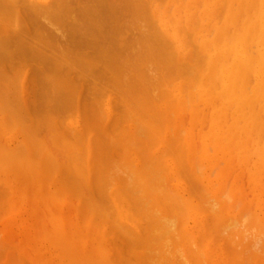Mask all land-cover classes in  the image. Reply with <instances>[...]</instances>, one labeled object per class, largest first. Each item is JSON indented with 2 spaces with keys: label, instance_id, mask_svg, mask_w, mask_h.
<instances>
[{
  "label": "bare ground",
  "instance_id": "obj_1",
  "mask_svg": "<svg viewBox=\"0 0 264 264\" xmlns=\"http://www.w3.org/2000/svg\"><path fill=\"white\" fill-rule=\"evenodd\" d=\"M29 25L38 28L37 35H29ZM16 45L17 57L44 66L37 78L46 100L51 97V102L70 109L74 104L75 110L85 103L80 105L81 111L95 114H88L90 119L88 111H79V116L83 113L80 124L74 122L76 113L64 111L69 117L63 112L68 118L61 124L64 116L54 113L52 124L49 115L48 120L42 115L50 111L45 110L49 108L46 101L41 117H34L36 110L33 112L31 117L37 122L32 127L30 117L25 122L12 115L17 110L16 114L23 111L27 116L25 109L32 99L26 74L17 71L13 75H20L15 80L17 91L11 87V77L21 67L16 65L13 70L12 65L8 78L1 75L8 83L5 86L10 84L18 96L14 97L15 92L10 95L15 98L13 103L14 98L10 102L7 96L9 87L0 91V200L11 196L4 201L6 223L1 225L9 219L13 225L21 214L19 207L22 214L29 210L25 213L38 239L32 246L25 242L29 254L39 256L34 264L38 260L39 264H133L135 260V264H264V208L258 204L264 188V0H0V56H9ZM82 80L93 83L86 92L91 91V103L82 98L88 105L80 103ZM10 107L8 115L4 110ZM184 116L189 117L191 127L182 138L184 119H180ZM41 122L49 126V136ZM171 122L179 127L171 131ZM35 124L46 138L42 139L41 132L39 136ZM45 139L66 151V161L56 156L58 150L52 153L53 148L46 147ZM220 160L228 169L212 180V165ZM250 162L256 176L247 178L252 188L248 191L262 210L260 223L252 215L258 214V209L251 208L253 204L252 213L235 211L238 199L245 202L241 171L235 174L230 199L228 189L223 193L227 187L223 188L226 182L222 179L231 175L232 164L241 169ZM201 168L206 171L199 174ZM182 175L184 182L173 180ZM67 192L76 196L75 202L66 197ZM189 196H196V201ZM67 198L72 200L70 204ZM66 204L70 215L74 209L71 216L64 212ZM1 227L0 238L5 240L13 226H7L9 230ZM113 235L124 237L128 258L113 243ZM7 238L6 242L0 239L5 248L12 243V237ZM126 239L134 244L129 247ZM38 241L56 253V263L49 255L45 259L46 251L39 249L42 246L35 248ZM17 251L13 255L20 259ZM22 253L18 254L21 258L28 257L29 263L33 260Z\"/></svg>",
  "mask_w": 264,
  "mask_h": 264
},
{
  "label": "rangeland",
  "instance_id": "obj_2",
  "mask_svg": "<svg viewBox=\"0 0 264 264\" xmlns=\"http://www.w3.org/2000/svg\"><path fill=\"white\" fill-rule=\"evenodd\" d=\"M127 19H128V17H126V20H127ZM126 23H127V22H126ZM118 26H120V24H119ZM34 29H35V32H34ZM36 29H38V28L35 27V26H31V25H29V30H28L29 33H30L29 35H37V33H36ZM37 32H38V30H37ZM33 33H34V34H33ZM39 33H40V32H39ZM29 35H28V36H29ZM30 37H31V36H30ZM63 46H64L65 48H66V47L68 48V46H65V45H63ZM17 48H18V45L14 46L13 49L11 48L12 51H11V53L9 54V56H7V55H6V56H0V60L2 59V61H0V62H1V63H0V71H1V70L3 71V69H1V67H2V68H6V69H4V71L7 72V73H6V72H2V71H1L2 74H1V72H0V77H1V75H3V73L7 76V78L10 77L9 75L11 74V72L9 71V68H10V70H11L12 65H13V67H14V68L12 67L13 70L16 69V68H15L16 65H17V69L21 67L22 70H23V66H24V67H25V68H24L25 70H23V71H22L21 69H20L21 71H20L19 69H18V70H15L16 72L13 71V72H14V74L12 73V77H13V78L11 77V79L13 80V82H12L10 79H9V80L13 83L12 85H14V86H11V87H13L14 89H15V88L17 89V87H16V85H15V83H16L15 80H17V79H16L17 76H20V75L22 74V72H24V73L26 74L27 83H28V86H29V91H30L29 94L31 95V96L29 95V96H30L29 99H32V100H28L29 103H28V105H27V109H25V108L23 107V108L25 109V111H26L25 113H27V116H24L25 114H21L23 111L20 112L19 115L16 114V112H19V111H17V110L15 111V113L12 112L13 114H12V113H11V114H12V115H17L16 118H17L18 120L24 119L23 121L27 120V119L30 117V118L28 119V120L30 121V122H29V125L32 126V124H33L32 122L35 123V121H36L35 118L31 117L32 114H33V112H34L35 110H36V113L34 112L33 116L35 117V115H36L37 118L41 117L40 114H42L43 112H46L45 110H47V109H48V111L50 110V111L48 112V114H46L47 112H46L45 114H42V115L44 116V118L47 117V116L49 115V116H48V117H49V121H48V122H50L51 117H52V114H54V113H55L56 115H57V113H58V114H61L62 116H64V114H63L64 111H66V112L69 111V114H70V112L72 113V111H73L72 115H74V113H76L77 116H73V117L76 118L75 121L73 120V118L70 117L71 121H72V120H73L74 122L78 121V122L80 123L79 120H80L82 117H81V118H79V117L82 116L83 113L79 116V115H78V112L81 111L80 108L83 107V106L81 107L80 105H84L85 103L80 104L78 107H76V108H79V107H80L79 109H76V110H78V111H76V110L74 109V108H75V107H74V106H75L74 104L72 105L74 108L72 107V108L70 109V108H68L67 106L64 107L65 104H63V103H61V104L54 103L53 100H52V102H51V101L49 100V99H52L51 97H49L48 100H46L47 98L44 97V96L42 95V92H41V91H39V90H40V86H39V78H37V77H39V73H40V71H41V70H44V66H43L42 64L36 62V61L34 62L33 60H28V58L25 59V58L22 57L21 55H18V57H17V54H15ZM189 50H190V48H189ZM11 54H12V55H11ZM11 56H12L14 59H13ZM7 58H9V59H7ZM16 58H17L18 60H17ZM10 59H11V60H10ZM7 60H8V61H7ZM12 60H13V64H12V62H11ZM27 60H28V61H27ZM9 61H10L11 63H9ZM16 61H17V63H14V62H16ZM20 61H23V62H24V61H25V62L27 61L28 63L26 62V63H27V64H26V63L24 62V64H23L22 62L20 63ZM6 62H7V63H6ZM29 62H30V64H29ZM8 63H9V65L11 64V66H9ZM35 63H38V65L36 64L37 67H35V65H33V64H35ZM14 64H15V66H14ZM20 64H21V65H20ZM25 64H26V65H25ZM1 65H4V67L1 66ZM22 65H23V66H22ZM39 65H40V66H39ZM42 66H43V67H42ZM26 67H27V68H26ZM41 67H42V68H41ZM38 68H39L40 70H39ZM7 69H8V70H7ZM35 69H37V70H35ZM17 71L20 72V75H19V74H18V75L16 74V77L14 78L13 75H15V73H17ZM8 72L10 73L9 75H7ZM34 72H35V73H34ZM32 74H33V76H32ZM6 76H5V77H6ZM2 77H3V78H2ZM2 77H1V79H0V82H1V83H0V84H1V85H0V91L2 90L3 92H5V91L7 90V88L10 86V84L5 86V84H8V83H7V82H4V80H3V79H4V76H2ZM7 78H5V80H6ZM34 78H35V79H34ZM30 79H31V80H30ZM37 79H38V80H37ZM9 80H8V81H9ZM82 81H83L82 83L84 84V86H83V88H82V91H83V92H82V97H81V101H80V103H82V102H86V100H84V101L82 100V98H84V97H86V98H84V99H87L88 102H90V100H91L90 98H91V97L89 98V95L91 94V93H90L91 91H89V95H88V93H86V92H88L87 89L91 87V86H89V85H91V84H93V83H90V84L87 83V81H89V80H82ZM2 82H3V83H2ZM97 82H98V81H97ZM9 83H10V82H9ZM34 83H35L36 85H35ZM2 84H3L4 87H1ZM31 84H33V86H32ZM87 84H88V85H87ZM87 86H88V87H87ZM92 86H93V85H92ZM11 87H9V91H10V92H9V95H7L8 97H10L9 101L12 100L11 98H14V97L16 98V96H17V94H16V92H15V91H17V90L15 89V91H13L14 89L11 90V89H12ZM30 87H32V88H30ZM33 87H35V89L38 87L39 89L37 88V89L35 90V89H33ZM85 87H86V89H85ZM4 88H5V89H4ZM91 88H92V87H91ZM91 88H90V89H91ZM90 89H89V90H90ZM37 90H38V91H37ZM11 91H12V92H11ZM34 91H36L37 93L34 92ZM14 92H15V94H13L14 97H13V95L10 96V95H11L12 93H14ZM31 92H33V94H32ZM39 92H40V93H39ZM0 93L3 94L2 92H0ZM7 94H8V91H7ZM15 95H16V96H15ZM35 95H36V97H34ZM87 95H88V96H87ZM83 96H84V97H83ZM17 97H18V96H17ZM41 97H44V98H41ZM15 98L13 99V103H15V102H14V101H15ZM33 98H35V100H34ZM40 98H41V99H40ZM88 98H89V99H88ZM42 100H44V102H42ZM30 101H31V102H30ZM46 101H49V102H47V104L49 105V108H48L47 106H43V105H46V104H45ZM10 102H12V101H10ZM50 102H51V103H50ZM32 103H33V104H32ZM90 103H91V102H90ZM90 103H89V105H90ZM30 104H31V105H30ZM36 104H37V105H36ZM52 104H53V105H52ZM55 104H56V105H55ZM57 104H58V105H57ZM12 105H13V104L11 103L10 106H12ZM16 105H17L18 107L21 106L20 104L18 105V103H16ZM16 105H15V106H16ZM50 105H52V108L50 107ZM62 105H63V106H62ZM86 105H88L87 102H86ZM12 107H13V106H12ZM12 107H10V108L4 110L5 113H6V114L10 113ZM43 107H44V108H43ZM46 107H47V108H46ZM56 107H57V108H56ZM84 107H85V106H84ZM86 107H87V106H86ZM20 108H21V107H19V109H20ZM29 108H30V109H29ZM33 108H34V109H33ZM45 108H46V109H45ZM53 108H54V109H53ZM88 108H90V106H88ZM16 109H17V108H16ZM19 109H18V110H19ZM32 109H33V110H32ZM44 109H45V110H44ZM52 109H53V113H50V112L52 111ZM56 109H58V110H56ZM60 109H62V110H60ZM73 109H74V110H73ZM21 110H22V109H21ZM31 110H32V111H31ZM55 110H56V111H55ZM84 110L88 111V109H84ZM84 110H82L81 112H83ZM6 111H7V112H6ZM13 111H14V109H13ZM74 111H75V112H74ZM86 111H85V112H86ZM90 111H91V110H90ZM90 111L86 112V113H87V116H86V117H88V118L91 117V116H88V114H90V113H94V112H90ZM61 112H62V113H61ZM89 112H90V113H89ZM64 113H65V112H64ZM67 114H68V113H67ZM67 114L65 113V115H67ZM79 114H80V112H79ZM8 115H9V114H8ZM56 115H55V117H56V119H58V120L63 118V121H61V124H62V122H64V120H66V119L69 117V116L67 115L68 117H67V116H64V117L61 118L60 115H59L60 117H57ZM72 115H71V116H72ZM90 115H92V114H90ZM94 115H95V114H94ZM94 115H92V117H93ZM97 115H98V114H97ZM38 116H39V117H38ZM53 116H54V115H53ZM95 117H96V116H95ZM26 118H27V119H26ZM53 118H54V117H53ZM53 118H52V119H53ZM64 118H66V119H64ZM75 118H74V119H75ZM77 118H78V119H77ZM30 119H31V120H30ZM33 119H34V121H33ZM40 119H43V118H40ZM45 119H47V118H45ZM45 119H43V120L45 121ZM70 119H69V120H70ZM83 119H84V117H83ZM90 119H91V118H90ZM183 119H184V126H183L181 129L184 128V132H185V133L183 134L182 138L186 137L185 135H187V130L191 127V123H190V119H189V117H188V116H187V117L184 116V118L182 117L180 120L182 121ZM28 120H27V122H28ZM47 120H48V119H47ZM86 120H87V119H86ZM88 120H89V119H88ZM73 121H72V123H74ZM81 121H83V120H81ZM92 121H93L92 123H94V119H92ZM185 121H186V122H185ZM19 122H20V121H19ZM21 122H22V121H21ZM25 122H26V121H25ZM25 122H23V123H25ZM36 122H37V121H36ZM39 122H40V121H39ZM52 122H53V120H51V123H52ZM54 122L56 123L57 121L54 119ZM84 122H85V119H84ZM84 122H83V123H84ZM87 122H89V121H87ZM87 122H86V123H87ZM90 122H91V121H90ZM30 123H31V124H30ZM41 123H42V122H41ZM43 123L46 124V121L43 122ZM43 123H42V125H41V124H40V125H41V126H44L45 129H42L41 126H39V125H38V126H39L44 132H47L48 129H46V128L49 127V126L46 125V126H47V127H46L45 124H43ZM65 123H66V121H65ZM67 123H70V122L68 121ZM86 123H85V125H86ZM92 123H90V125H91ZM171 123L174 124L173 126H171L172 124L169 126V127H170L169 129H170V130H171V128H172L171 131H173V129H177V128L179 127L177 124H175V123H173V122H171ZM185 123H186V124H185ZM26 124H27V123H26ZM52 124H53V123H52ZM58 124H59V123H58ZM80 124H82V123H80ZM20 125H21V124H20ZM27 125H28V124H27ZM29 125H28V126H29ZM33 125H34V124H33ZM35 125H36V124H35ZM49 125H51V124L49 123ZM87 125H88V123H87ZM87 125H86V126H87ZM186 125H187V126H186ZM23 126H24V125H23ZM38 126L36 125L35 128H38V130H39L40 128H39ZM51 126H52V125H51ZM51 126H50V127H51ZM92 126H95V125L93 124ZM21 127H22V126H21ZM32 127H33V126H32ZM32 127H31V128H32ZM89 127H90V126H89ZM120 127H121V126H120ZM22 128H25V129L27 128V131H29L30 126H29V128H28V127L25 125V126L22 127ZM91 128H93V127H91ZM41 129H40V130H41ZM94 129H95V128H94ZM31 130H32V129H31ZM40 130L37 132V133L39 134V136H40V135L42 134V132H43V131H40ZM51 130H52V129H51ZM51 130H50V132H51ZM36 131H37V130H36ZM36 131L34 132L35 134H37ZM48 131H49V130H48ZM181 131H182V130H181ZM39 132H41V134H40ZM91 132H92V131H91ZM93 132H94V131H93ZM95 132H96V130H95ZM28 133H29V132H28ZM30 133H31V131H30ZM30 133H29V135H30ZM48 133H49V132H47V134H48ZM51 133H52V132H51ZM51 133H50V134H51ZM32 134H33V133H32ZM38 134H37V135H38ZM45 134H46V133H45ZM45 134H42V139H44V138L47 137V134H46V135H45ZM98 134H99V132H98ZM51 135H52V134H51ZM51 135H50V137H51ZM92 135H93L95 138H96V136H97V134L94 135V133H92ZM99 135H100V134H99ZM31 136H32V135H31ZM39 136H38V137H39ZM48 136H49V134H48ZM100 136H101V135H100ZM100 136L97 137L99 140L101 139ZM102 136H103V135H102ZM102 136H101V137H102ZM103 137H104V136H103ZM103 137H102V140L104 139ZM36 138H37V136H36ZM97 138H96V139H97ZM42 139H41L40 141H42ZM255 139H256V137H255ZM48 140H49V139H45V141H44V142L46 143V147H47V148L49 147V149H52V148H53L54 150H53V149L51 150L52 153H54L55 151L58 150L57 152H55V153H56V156H57V154H58V156H60L61 159H59V160H60L61 162H62L63 160H65V154H66L65 152H66V151H65L63 148L56 149V148L52 147V144H50V143H52V142H51L52 140H51V139H50V141H48ZM102 140H101V141H102ZM37 142H39V139L37 140ZM49 142H50V143H49ZM40 143H41V142H40ZM42 143H43V141H42ZM43 144H44V143H43ZM253 144H254L253 142L250 143V147H251V148H252ZM15 145H18V144H15ZM262 146H263V145L261 144L260 147H262ZM14 147H15V146H14ZM199 148H200V147H199ZM119 150H120V152H121V154H122V156H123V155H124V154H123L124 151L122 152L121 147H119ZM119 150H116V151L119 152ZM51 151H50V152H51ZM53 151H54V152H53ZM59 151H60L62 154H61ZM62 151H64V153H63ZM199 151H201V150H199ZM118 152H117V153H118ZM120 152L118 153L119 155H120ZM128 152H129V151H128ZM128 152H127V153H128ZM132 152H133V151H132ZM132 152H131L130 154H133ZM134 152H135V151H134ZM117 153L115 152V154H117ZM67 154H69V153H67ZM73 154H74V153H73ZM128 154H129V153H128ZM199 154H200V152H199ZM51 155L54 157V154H51ZM63 155H64V156H63ZM119 155H118V156H119ZM125 155H126V154H125ZM125 155H124V156H125ZM56 156H55V157H56ZM58 156H57V157H58ZM122 156H121V157H122ZM55 157H54V158H55ZM62 157H63V159H62ZM116 157H117V156H116ZM65 161H66V160H65ZM253 161H254V160H253ZM63 162H64V161H63ZM108 162H109V161H108ZM218 162H220V163H218ZM218 162H216V163H214V164L212 165V169L214 170V171L211 170V171H212V172H211L212 180H215V178H216L217 176H219V174L221 175V173H222L225 169H228V167L225 165V162H224L223 160H220V161H218ZM152 163L154 164L155 162L153 161ZM148 164L151 165L150 163L147 162V165H148ZM219 164H220V165H219ZM196 165H197V163H196ZM202 165H203V164H202L201 162L198 161V166H199V167H204V165H203V166H202ZM218 165H219L220 168L218 167ZM232 165H233V167L231 166L232 169H230V170H231V171H230V172H231V175H229L226 179H222V180L224 181V183L226 182L225 185L223 184V188H224V186L227 187V188H225V189L222 188V189H223V193L226 192V190L228 189L227 192H229V193H227V194L225 193V194H226V196H228V199H230L229 194H230V190H231L232 182L234 183V181L237 180V178H235V174H237L236 172H240V171H241V173H240V174H241V177L244 179V180L242 179V181L240 180V186H243V187H242V190L244 191V193H241V196L244 195V197H245V202L242 203L241 200L238 199L237 201L239 202V206H236V205H237V202H234L232 206H234V207L236 206L235 211H238V212H242V211H243V212H246V210H248L249 213H252V212H251V211H252L251 208L254 210V212L257 211L256 209H258V214H256V213H257V212H256L255 214L252 213V215H253V216L257 215V217H258V218L256 217L257 222L260 223L259 219L261 218V214H262V210H261V208H264V206H263V204H264V195H263V194H264V193H261V192H264V191H263L264 188L261 189V191H260V196H259V197H261L260 200H262V203H263V204H262V203H258L259 206H261V208H260L261 212H260V211H259V206H258V207L256 206V205H258V204H257L256 202H254V198H253L254 196H253V193L251 192V191H252L251 184H250V186H249V185H248V184H249V181L247 180V178L250 180L251 177H255V176H256V175L254 174L256 171H253L254 163L250 162V163L246 164L245 166H243L241 169H239V167L237 166V163H236V164H232ZM152 166H153V165H151V167H152ZM216 166H217V167H216ZM151 167L148 166L149 169H151ZM155 167H156V164H155ZM104 168H106V167L104 166ZM244 168H245V169H244ZM152 169H153V168H152ZM152 169H151V170H152ZM201 169H203V171H202V172L199 171V174H200V173L202 174L203 172L206 171L204 168H201ZM201 169H200V170H201ZM216 169H218V171H217ZM221 169H222V170H221ZM243 169H244V171H243ZM153 171H154V170H153ZM153 171H152V172H153ZM225 171H226V170H225ZM242 171H243V172H242ZM247 172H248V173H247ZM249 172H250V173H249ZM232 173H233V174H232ZM216 174H218V175H216ZM196 175H197V174H196ZM152 176H153V175H152ZM231 176H232V178H231ZM233 176H234V177H233ZM248 176H250V177H248ZM153 177H154V176H153ZM197 177H198V175H197ZM182 178H183V175H182V177L180 178V180H178V179H176V178H175V179L173 178V180H175L176 183H178L179 181H180V182H181V181L184 182V180H183L184 178H183V179H182ZM199 178H201V176H200ZM230 178H231V179H230ZM262 178L264 179V172H263V176H262ZM154 179H155V178H153L152 181H153ZM181 179H182V180H181ZM190 179H191V178H190ZM192 179H193V178H192ZM229 179H230V180H229ZM245 179H246V180H245ZM125 180H126V179H125ZM177 180H178V181H177ZM228 180H229V182H228ZM175 181H173L172 183L175 184ZM185 181H186V179H185ZM190 181H191V180H190ZM245 181H246V182H245ZM247 181H248V182H247ZM125 182H126V181H125ZM128 182H129V181H128ZM128 182H127V183H128ZM154 182H155V181H154ZM154 182H152V184H153ZM172 183H171V185H172ZM222 183H223V182H222ZM227 183H230V184H227ZM244 183H245V184H244ZM247 183H248V184H247ZM186 184H189V183H186ZM226 184H227V185H226ZM262 184H263V187H264V182H263ZM153 185H154V184H153ZM122 186H124V188H125L127 185H122ZM196 186H197V185H196ZM216 186H217V185H216ZM188 187H189V186H188ZM188 187H186V189H188ZM0 188H2V187H0ZM64 188H65V186H64ZM191 188H192V187H191ZM216 188L218 189V186H217ZM249 188L251 189V191H248V190H250ZM169 189H170V188H169ZM66 190H68V187H66ZM76 190H77V188H76ZM81 190L83 191L82 194H85L84 189H81ZM85 190H86V189H85ZM190 190H192V189H190ZM190 190H189V191H190ZM193 190H194V189H193ZM196 190H197V189H196ZM0 191H1V190H0ZM6 191H7V190H6ZM82 191H80V189H79L78 192H82ZM87 191H88V190H87ZM87 191H86V192H87ZM170 191H171V189H170ZM194 191H195V190H194ZM200 191H202V190H200ZM3 192H4V191H3ZM192 192H193V191H191L190 193H192ZM6 193H8V192H6ZM67 193H68V192H67ZM87 193H88V192H87ZM200 193H201V192H200ZM1 194H2V193H1ZM196 194H198V193H196ZM246 194H247V195H246ZM5 195H6V194H5ZM5 195H4V196H5ZM8 195H9V194H7V196H8ZM65 195H66V194L64 193L63 196H65ZM74 195H75V193H74ZM121 195H124V194H121ZM190 195H191V194H190ZM193 195H194V194H193ZM198 195L201 196V194H198ZM202 195H203V194H202ZM1 196H2V195H1ZM7 196H6L7 200H6V198H3L4 200H3V199L0 200V209L2 210V211L0 210V219H1V220H0V227L2 226L1 224H2L3 222H5V221H3V219L5 218L4 215H6V211H7V209H6L7 207H3V205L6 206V203H5V202L8 201L9 197H11L10 195H9L8 197H7ZM68 196H69V197L71 196L72 199H73V201L75 202V198H76V196L73 197V195H70V192L68 193V195H67L66 197H68ZM196 196H197V195H196ZM196 196H193L194 199L196 198ZM199 196H197V197H198L199 199L201 198V199L203 200L202 196H201V197H199ZM203 196H204V195H203ZM248 196H249V197H248ZM22 197H23V196H22ZM168 197H169V196H168ZM189 197L192 198V196H189ZM1 198H2V197H1ZM31 198H32V197H31ZM63 198H64V197H63ZM63 198H62V199H63ZM170 198H171V195H170V197H169L168 199H170ZM224 198H225V196H224ZM25 199H26V197H25ZM25 199H23L22 201H24ZM67 199H68V203L70 204V202H71L72 200L69 201V198H67ZM192 199H193V198H192ZM194 199H193V200H194ZM226 199H227V198H225L224 200L226 201ZM228 199H227V200H228ZM9 200H10V199H9ZM64 200H66V198H64ZM170 200H171V199H170ZM172 200H174V198H172ZM177 200H178V199H177ZM177 200L175 199V201H177ZM222 200H223V198H222ZM4 201H5V202H4ZM17 201H18V200H17ZM19 201H20V200H19ZM22 201H21V202H22ZM175 201H173V203H174ZM178 201H179V200H178ZM194 201H196V200H194ZM199 201H201V200H199ZM203 201H204V200H203ZM65 202H67V201H65ZM197 202H198V201H197ZM201 202H202V201H201ZM205 202L207 203L206 200H205ZM250 202H251V203H250ZM179 203H180V201H179ZM181 203H182V202H181ZM199 203H200V202H199ZM228 204H231V200L228 201ZM246 204H247V206H246ZM252 204H253L254 206H252ZM67 205H68V204H66V206H65V209H66V210H67ZM105 205H106V204L102 203V206H103V207H106V206H107V205H106V206H105ZM175 205H177L176 202H175ZM180 205H183V203L180 204ZM180 205H178V206H176V207L178 208ZM201 205L203 206L202 203H201ZM208 205H209V204H208ZM1 206H2L3 208H2ZM102 206L100 205L99 207L102 208ZM206 206H207V205H205V207H206ZM251 206H252V207H251ZM68 207H70V205H69ZM250 207H251V208H250ZM110 208H111V207H110ZM183 208H184V207H183ZM207 208H209V207L207 206ZM207 208H206V209H207ZM255 208H256V209H255ZM23 209L25 210L26 208H23ZM71 209H72V207H71ZM104 209H106V208H103V211H104ZM3 210H5V211H3ZM27 210H28V209H27ZM27 210H26V211H27ZM30 210H31V209H30ZM69 210H70V209H69ZM73 210H74V209L71 210V215H72V211H73ZM109 210H110V209H109ZM179 210H180V209H179ZM179 210H178V211H179ZM18 211H21V214H20V213L18 214L19 217L17 216L18 218H17V219L15 220V222H14L15 224L13 223V225H12V223H11L12 219H9V220H8V223H7V224H3V226L1 227V228L6 227L5 229L9 230L10 228H8V227L13 226V227H11V229L13 228V229H12L13 232L10 231V230H11V229H10L9 232H11V233H10L9 235H5V240L2 239V238H4L3 236H1V238H0L1 240H3V241L6 242V240L9 239V238H7L8 236H9V237H12V239H10V240H12V241H11L12 243L7 244L8 246H7L6 248H5V244H6V243H4V245H1L2 243L0 242V246H3V247H4V250L2 249L3 247H0V262H1V264H3V262L5 263V259L7 260V262H6L5 264H12V263H13V264H15V263H17V264H20V263H21V264H22V263H23V264H24V263H25V264H34V263H33V262H35L34 260H35V259L37 260V258L39 257L37 254H34V253H33V254L35 255L36 258L33 257V256H31L32 254L30 253V250H28V249H29V244H30L32 241L36 242L37 239H38L37 234H35V232H33V229H34L35 227L33 228L34 225H33V224H30V223H31V220H30L29 218H27L29 215H28V213H27V214L25 213L26 211H25V212L23 211L24 213L22 214V208H21V210H20V207H19V210H18ZM28 211H29V210H28ZM28 211H27V212H28ZM248 211H247V212H248ZM2 212H5V214L2 213ZM64 212L67 213L68 210H67V211L64 210ZM111 212H113L112 209H111ZM111 212H110V213H111ZM259 212H260L261 214H260ZM105 213H107V212H105ZM249 213H248V214H249ZM68 214L70 215V212H68ZM107 214H108V213H107ZM2 215H3V216H2ZM21 215H22V218H21ZM27 215H28V216H27ZM64 215H65V213H64ZM71 215H70V216H71ZM112 215H113V214H112ZM112 215H111V216H112ZM252 215L249 214V216H250L251 218H254ZM113 217H115V216L113 215ZM20 218H21V219H20ZM23 218H24V219H23ZM26 218H27L28 220H27ZM110 218H111V217H110ZM248 218H249V217H248ZM111 219H112V218H111ZM111 219H110V220H111ZM152 219H153V218H152ZM152 219H151V220H152ZM10 220H11V221H10ZM18 220H19V221H18ZM110 220H109V221H110ZM112 220H113V219H112ZM247 220L250 221V219H247ZM2 221H3V222H2ZM9 221H10V222H9ZM13 221H14V220H13ZM21 221H22V222H21ZM24 221H25V223H24ZM114 221H115V220H114ZM114 221H113V222H114ZM19 222H20V224H19ZM26 222H27V223H26ZM113 222H112L111 224H113ZM246 222H247V221H246ZM5 223H6V222H5ZM21 223H22V224H21ZM8 224H9V225H8ZM16 224H18V225H16ZM23 224H24V225H23ZM27 224H28V225H27ZM116 224H117V223H116ZM116 224H115V225H116ZM248 224H249V222H248ZM250 224H251V221H250ZM250 224H249V225H250ZM26 225H27V226H26ZM7 226H8V227H7ZM17 226H18V227H17ZM21 226H22V227H21ZM152 226H154V225H152ZM19 227H20V228H19ZM23 227L26 228V229H27V227H28L29 233H27L26 231H28V230H24ZM154 227H156V226H154ZM154 227H152V230H154V229H153ZM15 228H16V229H15ZM22 228H23V229H22ZM29 228H31V229H29ZM118 228H119V227H117L115 230H117ZM7 230H6V232H8ZM20 230H21V231H20ZM118 230H119V229H118ZM118 230H117V231H118ZM152 230H151V231H152ZM14 231H15L16 233H15ZM18 231H19V232H18ZM119 231H121V228H120ZM9 232H8V233H9ZM22 232L24 233V236H25L24 238H25V240H24V238H23ZM13 233L16 234V238H14L15 235H12ZM19 233H21V234H20L21 236L19 235ZM32 233H34L35 235L32 234ZM121 233H123V232L121 231ZM25 234H26V235H25ZM30 234H32V238H31ZM114 234H115V233H114ZM119 234H120V233H119ZM123 234H124V233H123ZM154 234H155V233H154ZM17 235H18V236H17ZM124 235H126V234H124ZM6 236H7V237H6ZM155 236H156V235H155ZM34 237H35V238H34ZM127 237H128V235H126L125 238H127ZM26 238H27V239H26ZM29 238H30V239H29ZM14 239H15V240H14ZM32 239H34V240H32ZM111 239H113V240L115 241V242L113 241V243H116V244H117L116 246H119V247L122 248V250L125 252V255H126L127 258H128L129 250H128V248H126V246L123 247L124 243H123L122 239L125 240L124 237L121 239L120 237H117V235H116V236L113 235V236L111 237ZM127 239H129V238H127ZM127 239H126V241H127ZM10 240H9V241H10ZM23 240H24V241H23ZM35 240H36V241H35ZM131 240H132V239H131ZM9 241H7V243H8ZM17 241H18V242H17ZM25 241H27L29 244H28L27 242H25ZM121 241H122V242H121ZM13 242H14V243H13ZM15 242H17V243H15ZM24 242H25V243H24ZM41 242H42V241H41ZM41 242L38 241V242H37L38 245L36 244V246H35V244H34L33 247L35 246V248H37V247H39V246H42L41 248L39 247V249H40V250L42 249L41 251H43V252L46 251V253H45V259H46V258L48 257V255H49V257H51V260L54 261V259L57 258V257H56V253H54V252H50V251H52V250H51V249L48 250L49 248L46 249V248H45L46 246H44V248H45V249H44V248H43V245H45V244H43V243H41ZM118 242H121L120 245H119ZM124 242H125V241H124ZM127 242H128V244H127L126 242H125V243L129 246L130 240H128ZM40 243H41L42 245H39ZM136 243H137V242H136ZM136 243H135V244H136ZM12 244H13V245H12ZM31 244H32V243H31ZM31 244H30V245H31ZM130 244L133 245L134 242L132 241V243H130ZM140 244H141V242L137 243L136 245L139 246ZM22 245H23V246H22ZM12 246H14V248L17 247V249H18L17 253H18V254H19V252H20V253L23 252V253H25V254H26V253H28V254L30 253L31 255H30V254H29V255H30V257L33 258V260H30V263H29V261L27 260L28 257H27V259H25V258H21L22 256H19L20 254H19V255L17 254V258H20V259H16V258H15V257H16V254L13 255V253H14V252L16 253V250H17V249H16V248L14 249ZM18 246H19V248H18ZM31 246H32V245H31ZM31 246H30V247H31ZM140 246H141V245H140ZM140 246H139V247H140ZM23 247H24L25 249H24ZM47 247H48V246H47ZM129 247H130V246H129ZM10 248H12V249H10ZM27 248H28V249H27ZM31 248H32V247H31ZM124 248H125V249H124ZM134 248H135V246H134ZM7 249H8V250H7ZM9 249H10V250H9ZM39 249H38V250H39ZM131 249H133V248H131ZM131 249H130V251H131ZM135 249H138V248H135ZM140 249H141V248H140ZM25 250H27V251H25ZM47 250H48V251H47ZM9 251H10V252H9ZM12 251H13V252H12ZM34 251H35V250H34ZM134 251H135V250H134ZM138 251H139V250H138ZM3 252L5 253V255H3V254H4ZM6 252H7V253H6ZM47 252H49V254H48ZM131 252H132V251H131ZM139 252H141V251H139ZM23 253H22V255H23ZM51 253H52L53 256L50 255ZM132 253H134V252H132ZM25 254H24L23 257L26 256ZM54 254H55V256H54ZM135 254H136V251H135ZM6 255H8V256H6ZM130 255H131V253H130ZM132 255H133V254H132ZM132 255H131V256H132ZM150 255H151V254H150ZM4 256H6L7 258L4 257ZM37 256H38V257H37ZM13 257H14V258H13ZM49 257H48V259H50ZM53 257H55V258H53ZM132 257H134V258H132V259H135V255L132 256ZM3 258H4V259H3ZM8 258H9V259H8ZM32 258H29V259H32ZM34 258H35V259H34ZM1 259H3V261H1ZM23 259H24V260H23ZM38 259H39V258H38ZM129 259H130V257H129ZM132 259H131V263L134 262V260L132 261ZM10 260H11V261H10ZM12 261H14V262H12ZM39 261H40V260L36 261L37 264H39V263H38ZM48 261H49V260H48ZM129 261H130V260H129ZM129 261H128V262H129ZM50 262H51V261H50ZM54 262L56 263V262H57V259H56V261H54ZM236 262H237V261H236ZM40 263H41V262H40ZM135 263H136V260H135V262H134L133 264H135ZM243 263H244V262H243ZM238 264H239V263H238Z\"/></svg>",
  "mask_w": 264,
  "mask_h": 264
}]
</instances>
